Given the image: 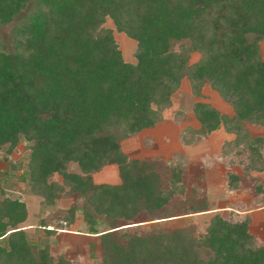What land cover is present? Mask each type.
<instances>
[{
  "label": "trees",
  "instance_id": "16d2710c",
  "mask_svg": "<svg viewBox=\"0 0 264 264\" xmlns=\"http://www.w3.org/2000/svg\"><path fill=\"white\" fill-rule=\"evenodd\" d=\"M106 18L135 40L134 62L124 60ZM262 40L264 0H0V150L9 155L24 140L29 151L25 162L0 172V182H22L47 205L74 196L79 206L44 216L38 226L52 237L79 208L83 232L99 237L101 264H264L247 215L215 212L201 234L131 225L141 214L161 221L209 204L202 188L185 183L174 158L162 167L121 148L161 120L187 78L195 96L209 85L232 107L231 115L203 101L192 108L201 136L220 125L234 134L224 156L243 174L228 172V188L264 170V135L246 126H264ZM69 163L80 172L68 171ZM110 164L120 182L95 183L93 173ZM55 173L61 183L51 179ZM261 189L262 181L255 185ZM27 216L25 202L0 198V264H75L54 259L48 241L29 237L20 226ZM100 221L108 228L98 230Z\"/></svg>",
  "mask_w": 264,
  "mask_h": 264
},
{
  "label": "rangeland",
  "instance_id": "374dc122",
  "mask_svg": "<svg viewBox=\"0 0 264 264\" xmlns=\"http://www.w3.org/2000/svg\"><path fill=\"white\" fill-rule=\"evenodd\" d=\"M103 25L113 29L114 38L124 60L134 62L135 40L116 31L110 18H106ZM260 51L264 57V40L260 42ZM197 58V53L192 54L191 62ZM196 101L208 102L221 113L231 115L233 112L230 104L218 91L205 85L202 96L197 97L192 94L188 79L183 78L179 88L171 95V104L161 109V120L153 127L144 128L127 137L122 142L121 148L130 158L159 161L162 167L166 165L167 160L174 158L176 164L186 170L185 183L189 187L195 184L205 191L209 210L153 222L146 221L148 219L146 215L141 214L133 220L135 223L131 225H139L140 230L145 232L161 228H192L201 234L215 212L235 219H243L247 215L250 217V231L254 234L257 243L264 245V170L250 171L242 178L241 185L237 189L228 188L226 185L228 172L243 174L240 164L231 163L230 160L233 158L228 159L224 156V145L226 141L234 137V134L220 125L208 137L201 136L200 126L192 111ZM246 126L252 134L264 135V126L255 123H246ZM183 145H187L184 146L187 154L182 148ZM28 152L24 140H21L9 155L6 154L5 147L2 148L0 172L10 170L11 164L25 162ZM162 167L160 170H163ZM67 169L70 172H80L75 163H69ZM16 173L19 174L21 171L17 170ZM92 177L95 183L120 182L115 164L102 167L93 173ZM51 179L62 182L60 175L56 173ZM261 181L262 189L260 193H257L255 185ZM0 188L3 189V192H0V198L7 196L25 202L28 216L20 226L26 229L29 237L48 241L50 254L54 259L63 255L75 264H101L99 237L83 232L85 226L79 208L75 212L74 222L68 229L60 230L62 232L59 231L52 237L46 236L44 230L38 226L40 218L49 216L60 209L66 210L77 203L74 196H62L54 205H47L43 203L41 195L31 192L28 186L14 179H10L7 183L0 182ZM179 198L181 201L184 196ZM177 202L172 203L175 205ZM77 204L79 206V203ZM107 228L106 222L100 221L98 230L103 231Z\"/></svg>",
  "mask_w": 264,
  "mask_h": 264
},
{
  "label": "crops",
  "instance_id": "0c3cea01",
  "mask_svg": "<svg viewBox=\"0 0 264 264\" xmlns=\"http://www.w3.org/2000/svg\"><path fill=\"white\" fill-rule=\"evenodd\" d=\"M197 120V119H196ZM198 121V120H197ZM198 124H199V126H200V123H199V121H198ZM145 129H148V128H145ZM142 130H144V129H142ZM141 130V131H142ZM249 130V129H248ZM215 131V130H214ZM179 132V131H178ZM213 132V131H212ZM211 132V133H212ZM250 132V131H249ZM211 133H209L208 135H207V137L211 134ZM251 133V132H250ZM252 134V133H251ZM125 141V139L123 140V141H121V146H122V142H124ZM203 143V142H202ZM188 145V144H187ZM187 145H183L182 146V148H183V150L185 151V153L187 154V152H186V150H185V147L184 146H187ZM192 145V144H191ZM189 146V145H188ZM210 149V148H209ZM60 232H62V231H60ZM59 233V232H58Z\"/></svg>",
  "mask_w": 264,
  "mask_h": 264
}]
</instances>
